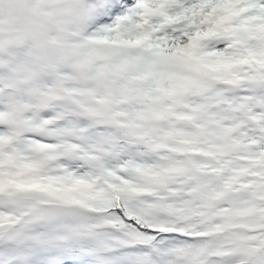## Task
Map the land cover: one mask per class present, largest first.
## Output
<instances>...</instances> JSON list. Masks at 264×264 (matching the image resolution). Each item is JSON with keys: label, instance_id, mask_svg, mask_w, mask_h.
<instances>
[{"label": "snow or ice", "instance_id": "6c2138e0", "mask_svg": "<svg viewBox=\"0 0 264 264\" xmlns=\"http://www.w3.org/2000/svg\"><path fill=\"white\" fill-rule=\"evenodd\" d=\"M0 264H264V0H0Z\"/></svg>", "mask_w": 264, "mask_h": 264}]
</instances>
